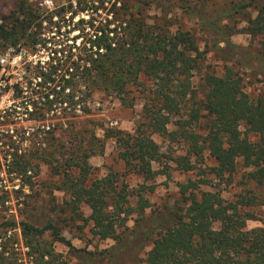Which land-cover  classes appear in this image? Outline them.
<instances>
[{"label": "trees", "instance_id": "1", "mask_svg": "<svg viewBox=\"0 0 264 264\" xmlns=\"http://www.w3.org/2000/svg\"><path fill=\"white\" fill-rule=\"evenodd\" d=\"M118 1L122 3L117 10L120 20L96 25L92 18L87 21L88 26H81L85 23L81 18L75 28L83 33L82 41L69 50L60 47L51 51L48 61L36 73L41 78L38 87H21L15 96L21 102H33L34 110L25 107V112L20 113H28L34 119H46L48 115L75 118L92 113L89 102L97 92L114 95L123 105L132 106L135 87L144 97L145 120L134 132L110 127L105 129V136L116 140L125 175L134 173L143 181L131 187L114 173L91 180L89 159L103 151L105 143L95 133L88 134L86 139L75 135L65 147L71 151L55 157L52 151L60 148V143L49 140L54 138L50 135L43 150L51 152L43 155L37 152L35 158L52 165L57 174H64L60 188L69 196L66 204L73 219L91 221L96 237L113 239L115 243L99 251L78 248L51 220L42 227L22 221L24 244L35 256L36 264H264V227L247 225L248 221L260 220L251 209L257 203L256 195H238L235 200H229L217 191L199 189V183L190 180L180 185L185 206L175 208L167 223L163 214H146L152 207L146 193L154 188L149 182L161 173L168 174L155 166L164 157L181 169L191 170L192 158L203 160L208 154L215 164L211 170L219 177L234 174L241 161L249 170L246 180L264 185V93L252 98L244 90L242 77L232 67L225 66L219 73L205 63L214 45L224 50L229 60L236 61L241 55L244 48L231 39L236 27L227 30L221 20L232 12H246L254 1L236 2L229 11H219L211 17L197 15L203 27L213 36H220L213 39V44L207 40L204 50L191 30L167 20L148 21L143 5H150L149 1ZM15 7L2 16L0 44L39 43L46 48L43 24L52 23L54 14L42 17L27 0L19 1ZM245 20L247 33L264 37V5L256 16L247 15ZM86 28L88 31L84 33ZM79 34L73 39L79 38ZM41 62L38 64L42 65ZM198 72H202L206 89L202 101L196 99L193 83ZM58 106L61 111L57 110ZM53 122L48 125L53 132L65 124V121ZM250 133L257 138L252 140ZM156 135L184 143L186 154L175 156L163 152ZM14 143L10 137L3 155L8 162L7 172L29 185L33 159L21 153ZM97 144L100 146L95 147ZM1 158L0 155V165ZM132 196L137 198L135 204L130 201ZM84 204L91 210L89 217L83 216ZM134 214L138 215L136 225L130 230L128 221ZM17 225L14 221L0 224V264H16L8 249L11 237H4L1 231ZM47 232L54 235L55 241L65 244L77 262L57 252L54 243L45 237Z\"/></svg>", "mask_w": 264, "mask_h": 264}, {"label": "rangeland", "instance_id": "2", "mask_svg": "<svg viewBox=\"0 0 264 264\" xmlns=\"http://www.w3.org/2000/svg\"><path fill=\"white\" fill-rule=\"evenodd\" d=\"M19 1L21 0H0V24L3 22L2 16L14 10ZM27 1L34 5L37 11L42 14V17L49 14H54V17L52 23L47 24L45 21L43 24V37L48 41L46 48L39 43L35 45L20 43L17 46H3L0 44V58L7 59L3 65L0 62V155L2 157V165H0V224L6 221L18 223L15 227H10L8 230L3 228L1 231V235H4V237H11L8 249L11 253L10 258L15 260L16 264H36L35 256L23 242L20 226L22 221H29L42 227L53 220L59 225L62 235L78 248L99 251L115 243L113 239L101 240L96 237L92 232L91 221L85 222L81 219H73V213L66 204L69 196L66 191L60 188L64 174H57L52 165L35 158L38 153L43 155L46 151H48L46 154L51 152L47 149L43 150L47 147L44 141H47L50 135L54 138L49 140L56 139L60 143V148L52 151V155H55V157H57V154L64 155L71 151V149H65V147L72 143L75 135L83 136L86 139L88 134L95 133L101 143H105L104 150L89 159L91 164L89 178L91 180L114 173L118 174L121 179L126 180L131 187H137L143 181L137 174L125 175V164L118 156L119 148L116 140L105 136V129L110 127L134 132L137 125L145 120L143 116L144 97L135 87L132 88V91L136 95V99L132 106L123 105L114 95L97 92L93 100L89 102L92 113L79 114L75 118L63 117L60 119L48 115L46 119H34L28 113H20L21 111L25 112V107L29 111L34 110L33 102H21V99L15 96L21 87H31V89L38 87L41 78L37 77L36 73L48 61V55L51 51L55 48L60 49V47L69 50L73 48L75 43L78 44L82 41L83 33L75 28L81 18L85 19V23L81 26H88L87 21L92 18L96 25H102L108 21H118L120 20V14L117 10L122 6L121 1L52 0L49 7L40 5L43 0ZM147 1L150 2V5L146 7L143 5V7L148 16V21L162 22L167 20L173 22L175 26L181 25L185 29L191 30L198 38L200 49L204 50L207 40L213 44L212 41H215L213 39H219L220 36H213L212 32L203 27L197 15L215 16L219 11H229L236 2H250L252 0ZM253 1L254 5L248 7L246 12L243 10L232 12L231 16L224 15L221 20V23L227 26V30L236 27L237 32L231 35V39L235 44L244 48L241 55L236 58V61L229 60L226 58L224 50L221 51L214 45L207 53L205 63L212 65L219 73L224 71L225 66L232 67L242 77L244 90L252 98H256L264 93V37L252 36L246 32L245 16H256L259 7L264 5V0ZM159 7H162V9ZM81 8L84 10H81ZM56 12L57 16H55ZM111 25L113 24L111 23ZM87 31L88 28L84 33ZM78 34L80 37L73 39ZM38 61H42V65H39ZM193 83L197 90L196 99L202 101L206 96L202 72H198L194 76ZM41 105L39 104V106ZM57 110L61 111V106H58ZM57 115L61 116L60 113ZM12 119H16L15 122ZM67 119L73 121L71 125L66 123L68 122ZM56 120L59 123L65 121V124L60 125V129L53 132L48 125H51L52 121L56 123ZM204 123L205 119H202L201 124ZM242 130L245 131L246 128L242 126ZM10 137L14 139V145L20 148L21 153H26L33 159L34 166L30 171L33 178L32 183L29 185H24L23 181L16 178L14 174L7 172L6 164L8 162L4 160L3 155L8 150L7 145L10 143ZM250 137L252 140L257 138L251 133ZM155 139L161 146L162 151L169 155H185L187 152V146L182 142H171L166 137L158 135L155 136ZM97 146L100 145L97 144L95 147ZM192 162L194 168L191 170L179 168L175 162L167 157L155 164L157 169H164L168 174L161 173L155 180L149 182L154 185V188L146 193L152 202V207L146 211L147 215L155 212L156 214H163L162 218L167 223L171 219L173 211H176L175 208L179 205L185 206L180 185L192 180L199 183V189L217 191L229 200H235L238 195H256L258 197L257 203L251 206V209H254L260 220L248 221L247 225L248 228L264 227V185L261 186L253 181L246 180V174L249 170L242 165L241 161L238 162L234 174H226L222 177L217 176L211 170L215 164L208 154L205 155L203 160L196 161L192 158ZM36 163H39V165H36ZM136 200V197L132 196L130 198L133 204L136 203ZM82 210L83 216L89 217L90 208L84 204ZM137 216V214H134L132 219L128 221L130 230L135 228ZM45 237L54 243L56 251L62 253L64 258L77 262V258L69 248L62 242L55 241V237L51 232H47ZM149 248V246L146 247L142 256Z\"/></svg>", "mask_w": 264, "mask_h": 264}, {"label": "built area", "instance_id": "3", "mask_svg": "<svg viewBox=\"0 0 264 264\" xmlns=\"http://www.w3.org/2000/svg\"><path fill=\"white\" fill-rule=\"evenodd\" d=\"M51 4H52V0H43V1L40 3V5H41L42 7H49V6H51ZM6 60H7V59L4 58V57L0 58V62H1V64H2V65L5 64V61H6Z\"/></svg>", "mask_w": 264, "mask_h": 264}]
</instances>
